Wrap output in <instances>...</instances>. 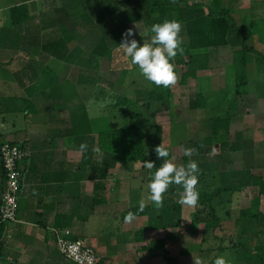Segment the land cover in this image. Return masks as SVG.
I'll use <instances>...</instances> for the list:
<instances>
[{"label": "crops", "instance_id": "obj_1", "mask_svg": "<svg viewBox=\"0 0 264 264\" xmlns=\"http://www.w3.org/2000/svg\"><path fill=\"white\" fill-rule=\"evenodd\" d=\"M175 1L180 4L173 6V9L182 10L185 4H203L207 12L213 0ZM221 1L224 7L230 9L237 25H243L249 31L247 45L252 48L246 54V71L249 76L251 68H256L257 72L260 65L264 67V0H258L261 4H256L257 0ZM13 5V0H0V145L5 141L14 142L23 146L26 156L19 163L21 189L18 194L17 220L0 222V264H76L64 258L56 245L55 232L66 229L72 232L71 238H81L89 243L102 264H264V219L262 218L260 226L253 220V216L257 214L264 216V73L255 82L247 77L248 94L237 97L238 111L232 113L229 124V131L232 129V135L235 132L237 138H232L228 143H236V149L229 153L226 151L223 156L220 151L217 155L208 157L211 164L223 157L232 163V186L220 183L217 186L227 188L221 195L226 203L222 207L223 213L232 220V248L229 249L232 250V260L228 256L225 262H220L218 253L216 258L212 254L206 263L207 253L212 250H206L202 246L197 250L190 247L191 217L189 222H183L185 212L191 204H181L178 227L147 228L148 215L124 217V213L130 208L142 205H149L152 212L156 213V208L165 196H158L160 184L155 178L151 181L149 176L141 173L145 170L142 163H117L108 170V177L103 180L105 188L101 191L95 190L94 185L98 179L92 176L91 170L86 166L77 167L82 151L69 132L70 121L76 120L72 116L78 112L86 113L90 119L99 122L94 126L98 130L108 125L107 119L105 124L102 120L103 113L108 114L107 108L92 103V84L85 83L92 80V76L84 70V74L80 73L82 70L77 58L74 57L70 62L49 57L42 52L40 42H14L10 17ZM130 9L137 11L141 7L133 3ZM29 10L36 15L42 13V0L31 1ZM131 24L140 26L142 22L128 23L123 32L125 38V31ZM140 27L141 30L134 32L135 36L147 32L146 26ZM164 27L162 31H169L172 35L168 43L156 45L154 51H166L172 45L188 43L189 30L184 22ZM230 40L222 47L198 49L210 53L211 68L198 71L196 77L187 80L186 85L173 88L172 97L174 93L186 92L184 87H190L188 104L194 90L206 97L205 107L189 108L197 114L203 113L202 111L208 113L207 119L200 117L189 122L196 127L195 139L205 137L214 130L213 118L224 117L217 114V109L222 106L226 111V104L219 100H225L226 92L220 97L221 89L218 85L216 89L214 83L219 81L220 85L226 84L227 87L228 71L225 66L234 70L242 50V45L232 42V38ZM85 46L73 43L67 50L76 51ZM132 58L134 65L136 57ZM100 62L102 65L103 61ZM216 67H224L223 80L215 74ZM179 69L183 71L185 67L181 65ZM100 73L101 71L99 75ZM214 77H218V80L214 81ZM251 83L255 86L249 88ZM85 87H91V91H83L82 89L87 90ZM81 91L86 93L83 97L80 95ZM139 98V104H142L145 96L140 95ZM90 102L92 105L88 106ZM90 107L97 108L98 114L91 115ZM255 115H259V124L256 126L253 121ZM235 124L243 126L237 128ZM214 147L220 146L216 144ZM243 148H250L248 156L244 155ZM208 158L201 157L199 162L204 163ZM184 159L183 162L188 163ZM226 168L219 166L217 171ZM134 179L150 182L147 191L152 193L150 198L141 196L138 186L131 184ZM4 183L5 176L0 162V197ZM177 189L181 196L188 194L185 177L181 178ZM145 198L148 199L145 201L147 203L142 201ZM217 205L220 208L221 204ZM109 217L122 222V233L104 232ZM151 242L160 243V246L149 248ZM219 248L220 246L217 247ZM225 252L221 254L224 255Z\"/></svg>", "mask_w": 264, "mask_h": 264}, {"label": "trees", "instance_id": "obj_2", "mask_svg": "<svg viewBox=\"0 0 264 264\" xmlns=\"http://www.w3.org/2000/svg\"><path fill=\"white\" fill-rule=\"evenodd\" d=\"M31 1L33 0H13L10 17L14 42H40L42 52L49 57L70 62L74 57L77 58L82 70L80 73L87 71L92 76V80L85 82L92 84V103L106 107L107 112L113 108L118 113L128 115L126 126L107 125L98 130L94 126L99 122L90 119L86 113L78 112L72 116L76 120L70 121L69 132L82 151L81 160L76 165L78 168L88 167L92 176L98 179L94 185L95 190H104L103 180L108 177V170L117 163L139 162L147 170L151 181L155 178L160 184L165 196L156 208V219V213L152 212L149 205L130 208L124 213L125 218L144 214L149 217L147 228L178 227L181 204L187 203L193 204L195 208L191 214L190 231H196L200 223L204 224L206 230L218 227L220 219L213 202L227 188L220 187L212 192L197 193L192 189L189 173L186 172L184 177L188 194L179 195L178 184L172 177V168L166 164L172 157L170 143L160 140L159 127L138 111L136 105L140 101V95L145 96L144 101L147 103L155 101L169 105L173 88L186 85L187 80L196 77L198 71L211 68L210 53L198 49L222 47L231 38L235 44L238 42L242 45L241 57L236 61L233 74L235 80L243 85V89L236 83L235 95H247L246 54L252 51L247 45L248 29L237 25L230 9L224 7L221 0H213L207 12L203 4H185L182 10L173 9V6L180 4H176L175 0H61V5L58 0H42L44 10L39 15L30 13ZM133 3L141 7V10H131ZM174 10L177 12L173 13ZM132 21H141L148 28L147 32L130 40L131 54L136 57L133 69L146 71L152 66L157 69L149 76L151 88L138 91L135 99L123 94H113L107 87L96 83V80H104L99 75V70L102 69L100 61H112L114 52L126 43L123 32ZM181 21L189 30L188 43L172 45L166 51H154L156 45L168 43L172 35L169 31H162L164 26ZM73 43L86 46L76 51L67 50ZM181 65L185 67L183 71L179 69ZM206 104L205 95L194 90L189 99V108H202ZM229 117L230 115L213 118L214 130L209 135L190 140L183 146L182 157L187 159L191 172L200 177L208 172L211 164L208 157L216 144H219L222 156L226 151L229 153L236 149V143L228 144ZM262 118L264 124V112ZM243 150L244 155L248 156L250 148ZM201 157H207L208 160L200 163ZM221 162L225 163L227 159L223 157ZM216 166L219 168L220 165ZM253 218L260 226L264 216L257 214ZM155 245L160 246V243L151 242L148 247L154 248Z\"/></svg>", "mask_w": 264, "mask_h": 264}, {"label": "rangeland", "instance_id": "obj_3", "mask_svg": "<svg viewBox=\"0 0 264 264\" xmlns=\"http://www.w3.org/2000/svg\"><path fill=\"white\" fill-rule=\"evenodd\" d=\"M58 1L60 2L59 4L61 5L62 4L61 0H58ZM261 3H262L261 1H258V0L256 1V4H261ZM262 5L264 6V2L262 3ZM140 26L142 25L140 24ZM140 26L138 24L129 25L130 28L128 27L127 30L125 31L126 32L125 36L127 39L126 44L114 52L113 59L111 62H108L107 60H103V63H102L103 66H102V69H100L101 71L100 75H102L104 80L102 79L101 81H96V83L107 87L109 91L112 92L113 94H123L131 99L136 98L138 91L149 90L151 88V82H150L149 76L151 72L154 73L157 70L156 67L152 66L151 69L149 70L146 69V71L142 72L140 69L134 70L132 67L133 58L131 54L130 40L133 37H135L134 32L141 30ZM216 69L217 70H215V74L220 78V80H223V76H224L223 74L225 73L224 67H216ZM225 69L226 71H228L227 72V81H228L227 87L228 88L226 87V84L223 85L224 86L223 88L222 83L221 85L218 83L219 81L214 83L216 84L215 85L216 89H218V86L221 89L220 97L221 96L223 97L222 93L226 92L225 100H223V98L219 99L221 102L226 104V111H224V108L220 106V108L217 109L218 111L217 114H220L219 116H222V115L226 116L229 113L228 114L230 115L229 118H232V113H235L238 111L237 101H239V99L235 97L234 95L235 93L234 89L236 87V83L238 84V87L240 89H243V85L240 83V81L235 80L234 74H233L234 71L229 66L226 65ZM255 69L251 68V72L249 71V76H247L251 82H255L257 80V77L258 79H261L262 78L261 75L264 73V67H262L261 65L258 67L257 72L255 71ZM212 76L214 75H211V77ZM218 77H214L213 80L217 81ZM251 86H255V84L251 83L249 85V88ZM85 89L87 90H84V89L82 90L86 92L91 91V87L90 88L85 87ZM184 89L186 90V92L184 93H179V92L174 93L173 97H171L169 100V105H166L164 103H158L155 101L149 102V103H147L146 101H143L142 104L138 103L136 105V109L140 111L145 117H147L151 121V123L156 124V126L159 127L160 140L168 141L170 143V150L172 153V157L166 164L173 169V174L175 175V177L173 178L176 184L178 183L179 185L181 178H183L184 174L187 172L189 173L190 182L192 184V189L197 193L200 191H205V192L214 191L217 188L218 183L226 185V186H232V163L231 162L222 163L221 160H219L218 158L216 162L215 161L214 163L212 162L208 173L204 175L205 179L203 178L204 176L200 177L198 174L191 172L190 165L188 163L183 162L185 161V159L182 157L184 154L183 146L188 144L190 140H194L196 133H197L195 125L189 122L191 120H194L195 118H200V117L204 119L208 118V113H206L205 111H202L203 113L199 112L197 114L191 111L189 107H187L189 106L188 89H190V87L186 86L184 87ZM81 93L80 95L82 97L83 95L86 94L85 92H82V91ZM83 101L85 100L83 99ZM90 105H92L91 102L88 104V106ZM105 109L106 108H104V110ZM89 111L91 115L98 114L99 112V110L94 107H90ZM258 116L259 115H255L253 117L254 118L253 121L255 123L254 126H256V124H259L257 123L258 122L257 120L259 119ZM106 119H107L108 125H111L112 127H123L128 124V115L118 113V111L113 108L109 109L108 114L103 113L102 120L104 124L106 123L105 121ZM239 126H243V125L235 124V127L238 128ZM243 133L244 132H242V134ZM248 133L249 132L247 131V135ZM232 138H237V135L235 134V132L232 135V129H231V131H229V138H228L229 142L232 141ZM220 151H221L220 147H214L213 152L210 154V156L217 155L218 152ZM230 156L232 157V153ZM217 164L218 166L220 165V167H227V168L222 171H217V167H216ZM141 173L150 177V175H147L148 173L146 169L143 170V172ZM131 182L133 186H136V187L138 186V189L140 190L142 197L144 195V196H149L150 198L152 193L150 191L149 193H147V191L149 190V186L151 185L149 181L147 180L141 181L138 179H134ZM157 191L160 193V198H161V194H163L162 193L163 189L161 188V186L157 189ZM222 196L223 195H221L219 198H217L213 202V204L215 205L217 209V213L220 219V225L211 230H206L204 229V224L200 223L198 227H196V231H191L189 235L190 247L193 246L194 249L197 250L199 247L202 246V247H206L207 248L206 250L208 249L212 250L210 253H207L208 257H207L206 263L209 262V259L212 256V254L214 255V258H216L218 253H220L219 254L220 262L222 263L225 262L228 256H231V260H232V250H229L232 248V237H230L232 236V220L230 221L228 217L223 213L222 207L226 203H225V199L222 198ZM146 198L143 199L142 201L145 202L149 199L148 198L146 200ZM217 203L221 204L220 208L218 207ZM194 210H195L194 205L191 204V206H189L188 210H186L185 212V215L183 217V222L185 220H188L187 222L190 221L191 214ZM107 220L109 223H107L106 229L104 231L106 234H109L112 232L116 234L122 233L120 231L122 230L121 221H118L116 219H111L110 217ZM220 227H222L223 229L219 230L218 228ZM213 236H215V238ZM208 239L209 240L214 239L216 242L214 243V240L211 241L210 243L205 242ZM217 245L220 246L219 249H217L218 247ZM224 251H226L224 255L221 254Z\"/></svg>", "mask_w": 264, "mask_h": 264}, {"label": "built area", "instance_id": "obj_4", "mask_svg": "<svg viewBox=\"0 0 264 264\" xmlns=\"http://www.w3.org/2000/svg\"><path fill=\"white\" fill-rule=\"evenodd\" d=\"M26 156L25 150L17 144L5 141L0 145V162L4 171L5 183L0 197V222L17 220L18 194L21 189L20 161ZM56 245L67 260L76 264H102L94 248L81 238H71L68 229L56 231Z\"/></svg>", "mask_w": 264, "mask_h": 264}]
</instances>
